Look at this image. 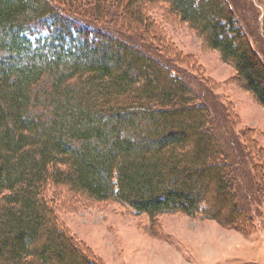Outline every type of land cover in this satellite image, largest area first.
Listing matches in <instances>:
<instances>
[{
    "label": "trees",
    "instance_id": "1",
    "mask_svg": "<svg viewBox=\"0 0 264 264\" xmlns=\"http://www.w3.org/2000/svg\"><path fill=\"white\" fill-rule=\"evenodd\" d=\"M151 1L218 50L264 106V62L227 0H0V264H101L59 222L57 190L152 223L182 213L252 226L208 107L108 26L153 36Z\"/></svg>",
    "mask_w": 264,
    "mask_h": 264
},
{
    "label": "rangeland",
    "instance_id": "2",
    "mask_svg": "<svg viewBox=\"0 0 264 264\" xmlns=\"http://www.w3.org/2000/svg\"><path fill=\"white\" fill-rule=\"evenodd\" d=\"M227 1L264 62V0ZM90 9H84L86 17ZM146 16L153 36L129 33L114 18L108 26L173 67L208 107L239 201L253 224L243 231L182 213L161 215L152 223L148 215L118 203L57 190L51 193L59 222L101 264H264V106L244 89L219 51L176 19L166 3L151 1Z\"/></svg>",
    "mask_w": 264,
    "mask_h": 264
}]
</instances>
